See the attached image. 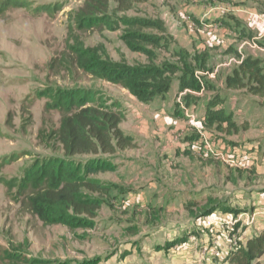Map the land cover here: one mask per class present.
<instances>
[{
	"label": "crops",
	"instance_id": "crops-1",
	"mask_svg": "<svg viewBox=\"0 0 264 264\" xmlns=\"http://www.w3.org/2000/svg\"><path fill=\"white\" fill-rule=\"evenodd\" d=\"M171 14L161 20L191 73L147 104L129 94L119 126L134 139L120 152L125 210L129 222L142 218L148 248L173 240L180 264H230L264 231V97L224 86L231 62L264 64V0H177Z\"/></svg>",
	"mask_w": 264,
	"mask_h": 264
},
{
	"label": "rangeland",
	"instance_id": "rangeland-1",
	"mask_svg": "<svg viewBox=\"0 0 264 264\" xmlns=\"http://www.w3.org/2000/svg\"><path fill=\"white\" fill-rule=\"evenodd\" d=\"M24 1L30 8L11 10L0 17V182L18 178L33 159L62 156L56 146L45 145L39 140L41 129L48 130L58 123L55 113L44 111L46 101L41 94L47 87H70L76 83L80 87L98 90L117 101L124 114L125 107L130 105L127 101L129 93L119 86L83 77L79 73L72 81L62 66L59 65V69L48 68L53 59L67 56L68 15L84 0ZM176 1L147 0L127 13H117L111 5L109 25L102 31H89L82 35L83 42L86 47L98 48L102 56L112 62H123L129 66L153 63L160 67L169 64L178 70L184 67L183 57L179 56L177 47H172V39L161 20L172 16ZM55 6L59 9L53 15L42 10ZM131 19L158 21L164 32L127 29L123 21ZM129 33L146 34L156 39V47L143 46L153 55L152 62L146 55L128 49L124 37ZM185 61L188 62L187 59ZM103 158L110 160L113 171L95 177L107 184L109 191L102 198V206L91 222L92 229L70 231L62 226L45 225L0 183V264H6L5 254L12 252L13 248H21L20 245L26 258L70 264H180L170 253L175 241H159L151 245L153 249L148 248L149 244L144 240L145 230L141 227L142 218L138 215L128 221L129 211L125 210L123 201L127 194L119 181L122 180L119 176L123 160L121 153ZM130 226H134L132 234ZM234 257H231L230 264H235ZM257 262L263 264L264 257Z\"/></svg>",
	"mask_w": 264,
	"mask_h": 264
},
{
	"label": "trees",
	"instance_id": "trees-1",
	"mask_svg": "<svg viewBox=\"0 0 264 264\" xmlns=\"http://www.w3.org/2000/svg\"><path fill=\"white\" fill-rule=\"evenodd\" d=\"M147 0H84L82 5L68 15L66 55L48 63L51 70L62 66L72 81L76 73L93 80L103 81L126 90L138 102L147 104L154 97L164 96L176 72L191 73L188 55L180 51L184 67L173 65L160 67L149 63L144 66H129L104 58L96 47H86L82 35L89 31H102L109 25L111 5L117 13H127ZM30 8L24 0H1L0 17L8 11ZM59 6L43 8L53 15ZM127 29H153L164 32L162 24L148 19L124 20ZM128 49L147 56L153 55L143 46H157L155 38L133 33L124 37ZM188 60V62L185 61ZM183 86V85H182ZM181 86V87H182ZM227 90H244L251 96L264 97V64L257 59L245 58L226 76ZM45 113L58 116L57 126L39 131L41 143L56 146L61 157H41L31 161L18 178L1 180L8 192L34 217L47 226H62L70 231L92 229V220L107 196L109 186L95 177L113 171L110 160L118 152L134 147V139L124 134L120 124L125 114L120 104L98 90L77 86L58 85L47 87L42 92ZM90 157L86 161L77 160ZM21 248H13L5 254L6 264H70V262L26 258ZM235 264H260L264 257V231L249 239L245 248L234 255ZM86 264V263H75ZM264 264V263H263Z\"/></svg>",
	"mask_w": 264,
	"mask_h": 264
},
{
	"label": "built area",
	"instance_id": "built-area-1",
	"mask_svg": "<svg viewBox=\"0 0 264 264\" xmlns=\"http://www.w3.org/2000/svg\"><path fill=\"white\" fill-rule=\"evenodd\" d=\"M232 64L238 66L241 61H233ZM190 118V115H189ZM203 147L206 148L207 152L211 155H213L216 158H222V155L220 152L216 151L214 147L212 146V143L208 140H203Z\"/></svg>",
	"mask_w": 264,
	"mask_h": 264
}]
</instances>
